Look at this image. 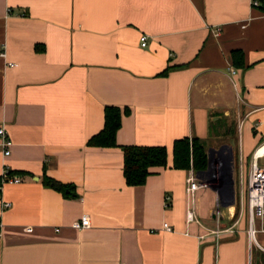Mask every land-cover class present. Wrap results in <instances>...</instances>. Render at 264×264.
Wrapping results in <instances>:
<instances>
[{"label": "crops", "instance_id": "0c3cea01", "mask_svg": "<svg viewBox=\"0 0 264 264\" xmlns=\"http://www.w3.org/2000/svg\"><path fill=\"white\" fill-rule=\"evenodd\" d=\"M262 1L0 0V125L13 142L0 177L23 180L0 191V264H264V221L255 239L248 210L232 221L235 187L231 216H214L232 201L224 174L189 223L191 171L173 168L177 140L204 141L211 166L237 149L243 170L264 145ZM108 107L129 111L119 146L92 148ZM125 146L166 147L168 167L130 187ZM84 216L91 227L75 229Z\"/></svg>", "mask_w": 264, "mask_h": 264}, {"label": "trees", "instance_id": "16d2710c", "mask_svg": "<svg viewBox=\"0 0 264 264\" xmlns=\"http://www.w3.org/2000/svg\"><path fill=\"white\" fill-rule=\"evenodd\" d=\"M264 12V0L261 6ZM233 59L236 67L244 66L242 51H235ZM128 110L108 107L105 111L104 129L92 137L88 145L92 148H116L117 136L122 127L123 117L128 115ZM124 152V177L130 187L144 186L154 169L168 167V151L166 147H139L125 146ZM173 168L176 170L194 171L196 174L206 172L209 168V157L204 141L194 137L177 140L173 147ZM12 175L16 173L11 171ZM19 174V173H18ZM20 175H26L21 173ZM2 177H0L1 186ZM44 184L58 192L66 193L73 190L70 185H65L48 176L44 177Z\"/></svg>", "mask_w": 264, "mask_h": 264}, {"label": "built area", "instance_id": "2783aa9c", "mask_svg": "<svg viewBox=\"0 0 264 264\" xmlns=\"http://www.w3.org/2000/svg\"><path fill=\"white\" fill-rule=\"evenodd\" d=\"M10 12V11H9ZM142 46L146 47L148 45V38L142 37ZM4 57L5 54H2ZM235 73V72H234ZM13 142L10 135L6 129L5 125H0V153L4 157H10L12 154ZM264 158V145L259 148L253 158L251 165L248 185L246 186V193L248 198V213H249V236L251 239H255L258 231L255 228L256 220L264 221V167L260 166V160ZM243 180V179H242ZM22 177L18 175H12L9 169H5L0 191L4 184H21ZM187 196L189 201V211H188V222L189 223H200L197 216V193L200 190L209 189L210 183L207 180H200L198 175L192 170L191 174L187 180ZM245 193L242 192V198L244 199ZM244 202V200H243ZM12 205L9 203L4 204V208L8 209ZM75 229L84 230L91 227V219L88 216H84L80 222L73 225ZM164 230L167 232H172V227L168 224H164ZM32 229H28L31 232ZM229 231V230H227ZM222 231H217L215 233L220 234ZM264 232V228L262 229Z\"/></svg>", "mask_w": 264, "mask_h": 264}, {"label": "rangeland", "instance_id": "374dc122", "mask_svg": "<svg viewBox=\"0 0 264 264\" xmlns=\"http://www.w3.org/2000/svg\"><path fill=\"white\" fill-rule=\"evenodd\" d=\"M224 154L229 158V162H223V164L220 166V163H212V166L209 170V174L205 177V180H207L210 183V188H217L220 184V177L222 174H224L226 171H231L232 173V180L235 182V190L236 193L238 194V205H237V213L234 216V219L232 220L235 222L238 220V218L241 217V215H245L246 218H248V198H247V193H246V186L248 185V178H249V173L251 169L250 164H246L244 166V170L241 167V162L238 159V150L234 149V159L231 160L230 157V152L228 150L224 151ZM218 158V157H217ZM214 162V161H213ZM260 164H264V160L260 161ZM230 169V170H229ZM223 178H225V175H222ZM243 179V180H242ZM209 188V189H210ZM242 192L245 193L244 199L242 198ZM241 196V198H240ZM244 200V202H243ZM241 205V207H240ZM229 209H225V207L222 206V203H218V206L216 208V215L221 216V217H226L228 216V211ZM241 211V212H240ZM231 216V215H229ZM230 222V221H229ZM225 228V227H224Z\"/></svg>", "mask_w": 264, "mask_h": 264}, {"label": "water", "instance_id": "95a60500", "mask_svg": "<svg viewBox=\"0 0 264 264\" xmlns=\"http://www.w3.org/2000/svg\"><path fill=\"white\" fill-rule=\"evenodd\" d=\"M210 167H211V163L209 162V169L208 171L206 172H201V173H198V178L200 180H205V177L209 174V170H210ZM230 170V169H229ZM224 175L226 176L227 180L229 181V185H230V188H231V191H232V201L230 203H227L225 205H223V207H231V206H234L235 203H236V195H235V190H234V181L231 179L232 178V173L231 171H226L224 173ZM214 216L216 217V212L214 213Z\"/></svg>", "mask_w": 264, "mask_h": 264}]
</instances>
